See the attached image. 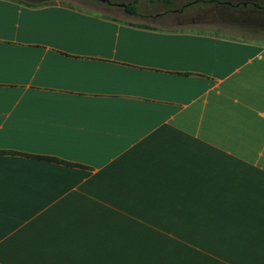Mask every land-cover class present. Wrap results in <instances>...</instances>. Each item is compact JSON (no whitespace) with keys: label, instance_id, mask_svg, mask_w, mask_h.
Returning a JSON list of instances; mask_svg holds the SVG:
<instances>
[{"label":"crops","instance_id":"crops-1","mask_svg":"<svg viewBox=\"0 0 264 264\" xmlns=\"http://www.w3.org/2000/svg\"><path fill=\"white\" fill-rule=\"evenodd\" d=\"M146 1L0 0V264H264V0Z\"/></svg>","mask_w":264,"mask_h":264},{"label":"rangeland","instance_id":"rangeland-1","mask_svg":"<svg viewBox=\"0 0 264 264\" xmlns=\"http://www.w3.org/2000/svg\"><path fill=\"white\" fill-rule=\"evenodd\" d=\"M43 1H65L69 3H73L74 5H80L82 7H89V8H100L103 5L101 2H99L102 5H99L98 2L92 1V0H43ZM154 1V0H153ZM137 9H143V8H148L151 7V4H149L146 0H134L133 1ZM154 2H159L163 3L164 1L161 0H155ZM100 6V7H99ZM162 5H159L157 9H161ZM217 21V19H216ZM219 22L221 20L218 19ZM227 21V20H226ZM228 21L233 22V23H240V26L236 25H227L228 22L225 24L220 23L219 26L217 24L216 29H220L223 32L226 33H231L233 35H239V36H256V34L262 35L260 25H263L264 20H258L254 19L252 17L248 18L243 17V18H233V16H228ZM230 24V23H228ZM264 27V26H263ZM251 29V30H249Z\"/></svg>","mask_w":264,"mask_h":264},{"label":"trees","instance_id":"trees-1","mask_svg":"<svg viewBox=\"0 0 264 264\" xmlns=\"http://www.w3.org/2000/svg\"><path fill=\"white\" fill-rule=\"evenodd\" d=\"M21 1H23L24 3L29 4V5H38L41 3H47V1H43V0H21ZM94 1L101 2L103 4L121 6L123 8V10L127 13H134L136 10V6H135L134 2H131V1H127V2H120V1H114V0H94ZM161 1H164V3H170L172 0H161ZM204 1L210 2V3L212 2V3L218 4L220 6H225V7L240 6L239 2L233 3L229 0H204ZM250 5L252 8L264 10V5L260 4L257 1L251 2ZM36 156L41 157V158H45L48 160L61 161L60 159H58L54 156H48V155H36Z\"/></svg>","mask_w":264,"mask_h":264}]
</instances>
